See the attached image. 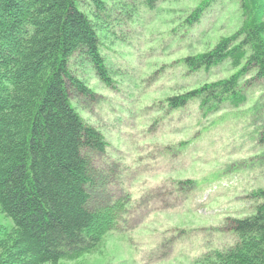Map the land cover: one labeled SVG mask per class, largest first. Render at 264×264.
I'll return each mask as SVG.
<instances>
[{"label":"rangeland","instance_id":"obj_1","mask_svg":"<svg viewBox=\"0 0 264 264\" xmlns=\"http://www.w3.org/2000/svg\"><path fill=\"white\" fill-rule=\"evenodd\" d=\"M105 1L100 20L91 0L80 7L96 19L112 85L78 53L71 68L93 94L70 88V97L108 142L92 156L102 177L92 205L125 210L93 252L57 264H207L237 239L227 218L254 214L262 201L254 192L264 188V80L250 68L245 103L210 113L197 99L171 109L167 98L238 70L225 61L192 71L182 59L235 33L240 1L211 0L193 25L186 18L203 0H157L152 9L146 0ZM11 225L0 210V226Z\"/></svg>","mask_w":264,"mask_h":264},{"label":"trees","instance_id":"obj_2","mask_svg":"<svg viewBox=\"0 0 264 264\" xmlns=\"http://www.w3.org/2000/svg\"><path fill=\"white\" fill-rule=\"evenodd\" d=\"M210 1L186 22L199 21ZM239 1L243 25L213 48L182 59L192 71L225 61L238 70L169 96V108L194 99L205 113L239 107L246 101L242 76L253 68L264 80V0ZM91 2L98 20L111 9L105 0ZM156 2L146 5L152 9ZM96 19L80 0H0V210L12 220L0 226V264H57L91 253L125 210L122 202L92 205L102 181L92 156L105 152L108 142L70 97V88L93 94L71 68L78 53L112 85ZM254 196L262 200L254 214L227 218L235 242L206 256L207 264H264V188Z\"/></svg>","mask_w":264,"mask_h":264}]
</instances>
